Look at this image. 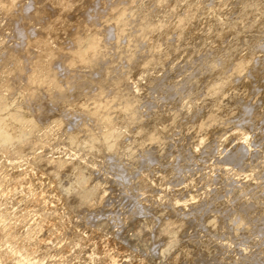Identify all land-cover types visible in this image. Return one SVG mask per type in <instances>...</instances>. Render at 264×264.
<instances>
[{"label": "bare ground", "instance_id": "1", "mask_svg": "<svg viewBox=\"0 0 264 264\" xmlns=\"http://www.w3.org/2000/svg\"><path fill=\"white\" fill-rule=\"evenodd\" d=\"M0 264H264V0H0Z\"/></svg>", "mask_w": 264, "mask_h": 264}, {"label": "rangeland", "instance_id": "2", "mask_svg": "<svg viewBox=\"0 0 264 264\" xmlns=\"http://www.w3.org/2000/svg\"><path fill=\"white\" fill-rule=\"evenodd\" d=\"M204 168H205V167H204ZM204 171H205V169H204ZM208 171H209V170H208ZM208 171H207V172H208ZM205 172H206V171H205Z\"/></svg>", "mask_w": 264, "mask_h": 264}]
</instances>
